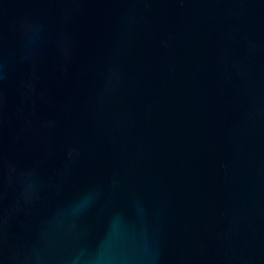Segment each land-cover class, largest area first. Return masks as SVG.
I'll use <instances>...</instances> for the list:
<instances>
[{"label":"water","instance_id":"water-1","mask_svg":"<svg viewBox=\"0 0 264 264\" xmlns=\"http://www.w3.org/2000/svg\"><path fill=\"white\" fill-rule=\"evenodd\" d=\"M0 264H264V0H0Z\"/></svg>","mask_w":264,"mask_h":264}]
</instances>
